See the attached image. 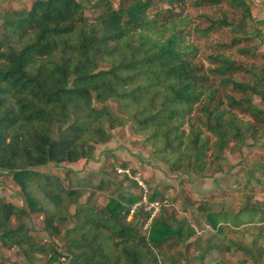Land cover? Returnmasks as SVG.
Masks as SVG:
<instances>
[{
	"label": "trees",
	"instance_id": "16d2710c",
	"mask_svg": "<svg viewBox=\"0 0 264 264\" xmlns=\"http://www.w3.org/2000/svg\"><path fill=\"white\" fill-rule=\"evenodd\" d=\"M90 1L31 0L0 10V170L19 183L27 207L0 200V247L19 248L26 260L46 254L56 264L64 256L70 264H174L170 250L178 243L164 245L193 233L174 217L158 216L149 236L141 235L135 222L143 225L150 213L140 206L130 215L141 200L136 182L139 196L110 193L105 206H79L83 186L65 188L59 177L38 169L90 161L96 146L112 139V130L130 124L172 170L187 168L201 176L210 157L222 166L230 142L243 145L248 137L257 142L258 130L264 137V109L253 102L256 95L264 101L258 89L263 79L238 82L233 76L243 68L225 53L212 58L209 74L196 63L189 17L177 11L187 0H120L118 8L112 0H95L93 18L85 14L84 3ZM205 1L242 9L243 17H250L246 0ZM224 27L242 32L240 24L223 18L200 33ZM239 42L235 37L231 45ZM212 76L242 98L227 95L228 107L221 109L214 103L218 88ZM199 106L202 128L189 125ZM96 189L105 187L100 183ZM244 190L245 202L236 212L225 209L224 200L220 209L217 202L200 209L218 234L226 225L248 230L246 225L256 224L264 238V202L251 201L248 184ZM148 197L165 210V194ZM30 213L44 214L51 237L62 234L67 220L74 223L61 243L41 245L25 223ZM212 251L221 247L208 242L199 259Z\"/></svg>",
	"mask_w": 264,
	"mask_h": 264
},
{
	"label": "rangeland",
	"instance_id": "374dc122",
	"mask_svg": "<svg viewBox=\"0 0 264 264\" xmlns=\"http://www.w3.org/2000/svg\"><path fill=\"white\" fill-rule=\"evenodd\" d=\"M29 1L31 0H0V10L19 7L22 2L28 5ZM94 1L84 3L85 14L90 18L98 15L97 11L90 8ZM246 1L250 9L249 18L243 17L242 9L227 4L213 5L205 0H187L185 6L177 11H183L189 17L190 41L198 49L196 63L203 67L207 74L215 67L212 58L219 53H225L243 68L233 76L238 82L252 84L255 79L261 78L263 80L258 89L264 91V0ZM112 2L114 7L118 8L120 0ZM157 5L161 9L167 7L160 2ZM223 18L229 23L240 24L242 32L237 35L224 27L207 34L200 33L208 29L212 22ZM235 37H238L240 42L231 45ZM224 45L227 47L223 48ZM212 78L214 86L218 88L214 103L219 102L221 109L228 107L227 95L236 99L242 98L243 95L233 91L231 86L223 87L218 77ZM253 102L264 109V101L259 96H254ZM200 106L189 121V125L193 124L197 128H202L204 120L199 111ZM235 112L245 120L251 119L238 110ZM111 132L112 139L96 146L92 160L63 163L59 166L49 164L38 170L59 177L65 188L81 189L83 186L86 193L78 199L79 206H105L110 193L115 196H139V189L134 187L133 183L136 182L135 178L148 185L149 193L165 194V210L155 217H174L177 221L185 223V230L193 233L188 239L176 238L164 245L166 249L171 243H178L170 250V255L176 257L174 264H264V238L259 236V225H246L248 230L226 225L223 232L218 234L210 229L204 217V210L200 209L211 202H217L216 206L220 209L224 200V208L229 212H236L245 202L244 184H248L252 202H264V137H260L259 130L255 133L259 138L257 142L251 137H248L243 145L230 142L222 154L225 161L221 167L218 161H211L213 158L210 157L201 176L187 168L172 170L163 156L154 152V148L145 143L144 137L136 134L130 124ZM119 168L130 170L132 178L128 180L119 174ZM100 183L105 187L104 191L96 189ZM0 200L11 202L19 208H27L19 183L3 170H0ZM141 207L145 212H149L145 206ZM75 209L76 206L72 205L70 212L74 213ZM24 220L32 229L30 233L34 239L41 245L61 243L65 228L74 223V220H67L61 227L62 234L51 237L44 227V214L30 213ZM135 223L137 230L144 235V226L140 221ZM208 242L219 245L221 251H212L200 260L198 255ZM226 246H229L230 250H226ZM20 252L19 248L7 250L0 247V264H56L51 263L46 254H32L30 260H26L19 255ZM179 253L183 255L178 256ZM60 263L70 264V260L64 256Z\"/></svg>",
	"mask_w": 264,
	"mask_h": 264
},
{
	"label": "built area",
	"instance_id": "2783aa9c",
	"mask_svg": "<svg viewBox=\"0 0 264 264\" xmlns=\"http://www.w3.org/2000/svg\"><path fill=\"white\" fill-rule=\"evenodd\" d=\"M117 172L119 174H122L123 176H125L127 178H132L131 172L128 169L119 168V169H117ZM135 181L140 186V188L142 189L141 200L137 204H135L131 207L130 215L132 216L134 214V212L136 211L138 206H145L146 207V209L149 211L150 214L142 226H144V230L146 231L143 236L148 237L149 236V229L151 227V222H152L153 218H155V216L160 212L161 203L159 201H152V202L149 201V197H148L149 188L146 185V183L144 181L138 179V178H135Z\"/></svg>",
	"mask_w": 264,
	"mask_h": 264
}]
</instances>
